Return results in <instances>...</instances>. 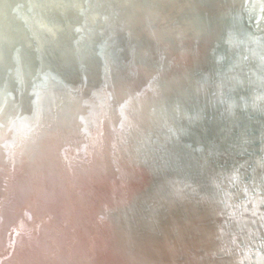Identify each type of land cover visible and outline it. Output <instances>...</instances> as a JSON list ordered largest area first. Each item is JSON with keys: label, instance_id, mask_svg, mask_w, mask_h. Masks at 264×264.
Returning a JSON list of instances; mask_svg holds the SVG:
<instances>
[{"label": "water", "instance_id": "1", "mask_svg": "<svg viewBox=\"0 0 264 264\" xmlns=\"http://www.w3.org/2000/svg\"><path fill=\"white\" fill-rule=\"evenodd\" d=\"M80 47L79 74L56 75L49 56ZM20 57L22 87L0 69V264H217V239L238 260L258 246L264 0H0V68ZM136 135L179 168L132 160Z\"/></svg>", "mask_w": 264, "mask_h": 264}, {"label": "bare ground", "instance_id": "2", "mask_svg": "<svg viewBox=\"0 0 264 264\" xmlns=\"http://www.w3.org/2000/svg\"><path fill=\"white\" fill-rule=\"evenodd\" d=\"M107 8L108 9H111L112 7H111L110 4H107ZM103 22H104L102 24V25H104L103 31L105 30L104 32H106L105 36L107 35L111 40H114L113 38L118 39V37L116 36V34H111L109 32V29H108V27H109L108 20L105 19V21H103ZM128 49L129 48L127 47L126 50L124 51V53L125 54L127 53V54L130 55V57H132L134 52H133V50H128ZM81 50H83L82 47H80V48H78L76 50H70L68 52L66 51L67 52V55L63 59H60V53L61 52L60 51H57L55 53V55L53 53V54H51L49 56V60H48L49 63L48 64H51L54 61V67H55V69L58 68V70H59V73L56 71V75L61 74L64 77H67V76L71 75L69 77H73L74 78V76H76L77 74H79V72L76 73V74L74 72V69L77 68V66L74 67V64H73V62L76 61V56L74 55V53L79 52ZM40 52H43V51L40 50ZM84 52L85 53L83 54V56H86V55L87 56H90L89 55V52L87 50H85ZM108 53L110 54V46L108 48ZM93 54H96V53L94 52ZM91 58L90 57L89 58L88 57L85 58V60L82 63L84 67L85 66H88L89 62H91L94 59V55L93 56L91 55ZM14 60L16 62L3 63L1 65V68H0L1 69V73L3 71V76L5 75L7 77H11L12 79H14V81H16L22 87V85H23L22 84L23 79L21 77H19V76H15V75L19 74L21 71L23 72V71L29 70L27 68L29 67V65L32 62L27 61V59L25 57H22V59H21V57L20 58H14ZM19 61L21 62V64H19ZM50 61H51V63H50ZM11 68H14L15 70H13ZM88 70L89 69H85V70H83L81 72H86V76H87ZM69 77L67 78V81L69 80ZM81 78H83L82 75L79 77V80L78 79H76V80L73 79V81H74L73 84L74 85L77 84V83L79 84V82H81L85 77L83 79H81ZM46 103H48V102H46ZM46 105L47 104H44V106H46ZM174 126H176V125H174L173 123H169L168 126L165 127V129L167 130V128L169 127L168 129L171 130V128H173ZM154 131L155 130H152L151 129V132H149V133H152V132L154 133ZM162 134L163 133H161V132L156 133V135L158 137L157 136H155V137L158 138L157 139L158 141L161 140V139H159V136H161ZM135 140L137 142V145H141V147H143V149L141 151H139V153H134L133 154L134 150L132 151V148H130V145L128 146V144L125 145V149H124V144H126V143L129 142V139L128 138H127V142L126 143H123L122 146L119 147L120 150H122V151L125 150V153L126 152H129L130 153V158L132 160H134L135 162H139V163H141L144 166H146V163H149L150 165L151 164L153 165L155 163L160 162L159 165H157V166H161V168H170V167H172V168H179V164L180 163H177L176 164L170 158L168 159V157L164 156L163 155V152L161 151L160 146H158L156 142H150L147 139H145V140L143 139L142 140L140 138V136L136 135L135 136V139L132 140V142L130 144H132ZM142 156L145 159L144 163L141 162ZM148 159H153V160L146 161ZM134 161H132V163H135ZM162 162H165V163H162ZM152 165H151V167H152ZM155 168H157V167H155ZM175 170H179V169H175ZM121 215H123V214H121V212H120V214H118L116 218L118 220H122V216ZM219 220H220V221H218L219 222V225H220L219 228L222 229V230L223 229L232 230L233 226H235L234 225V222L232 220H225V219L222 220L220 216H219ZM234 221H236V220H234ZM122 222H123V227L124 228L130 227L127 224V222H126L125 219H123ZM214 224L217 225V221H215ZM209 228H211V227H209ZM261 230L263 232H261ZM261 230L259 231L258 234L253 235L254 236L253 237L254 240L258 238V240L256 241V242H258V246H256L255 248L252 249V248H250V246H246V244L244 242H242L243 245H239V250H240L239 255L240 254L242 255V258H240L239 260L236 259L237 256H238V253L237 252H234L235 249H234L233 244H229L231 247L229 248V250H226V248H224V246H222L223 245V240L221 238L220 239H217L216 242H218V247L220 248V250L218 252V254H219L218 256L221 259V260H219V263H217V264H234V261L235 260H236L235 262H237V264H261V262L263 264L264 263V261H263V259H264V225L261 227ZM236 233L243 234V233H246V232L243 231V230H241V229H236ZM258 247H262V248H258ZM207 256H208V254H207ZM209 263L214 264L213 261H212V259H211L210 262H208V264Z\"/></svg>", "mask_w": 264, "mask_h": 264}]
</instances>
